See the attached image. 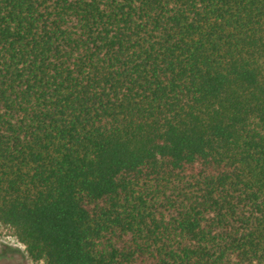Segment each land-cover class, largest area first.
Wrapping results in <instances>:
<instances>
[{"label":"trees","instance_id":"16d2710c","mask_svg":"<svg viewBox=\"0 0 264 264\" xmlns=\"http://www.w3.org/2000/svg\"><path fill=\"white\" fill-rule=\"evenodd\" d=\"M0 226L41 264H264V0H0Z\"/></svg>","mask_w":264,"mask_h":264},{"label":"rangeland","instance_id":"374dc122","mask_svg":"<svg viewBox=\"0 0 264 264\" xmlns=\"http://www.w3.org/2000/svg\"><path fill=\"white\" fill-rule=\"evenodd\" d=\"M8 247L9 249H7ZM0 264H41L32 262L12 231L0 226Z\"/></svg>","mask_w":264,"mask_h":264}]
</instances>
